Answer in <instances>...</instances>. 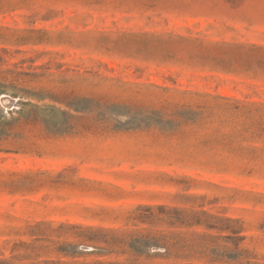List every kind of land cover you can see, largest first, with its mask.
Returning a JSON list of instances; mask_svg holds the SVG:
<instances>
[{
	"label": "rangeland",
	"instance_id": "374dc122",
	"mask_svg": "<svg viewBox=\"0 0 264 264\" xmlns=\"http://www.w3.org/2000/svg\"><path fill=\"white\" fill-rule=\"evenodd\" d=\"M252 102L264 0H0V264H264Z\"/></svg>",
	"mask_w": 264,
	"mask_h": 264
},
{
	"label": "trees",
	"instance_id": "16d2710c",
	"mask_svg": "<svg viewBox=\"0 0 264 264\" xmlns=\"http://www.w3.org/2000/svg\"><path fill=\"white\" fill-rule=\"evenodd\" d=\"M232 1H236V0H232ZM255 45V44H254ZM252 106L255 107H250V109H248V106H243V107H237V109L241 110V113L245 116H247V118L252 119L253 121L251 122L250 126L245 130L248 131L251 128H254L255 130L254 132V136H263L264 135V123H262L261 120L262 117L264 116V102H252L251 103ZM50 110H57V108L55 106H48L47 107ZM58 111L62 112V110ZM163 113H161L160 115H162ZM188 114H183L182 112L178 114L179 117H181L180 122H185V123H191V124H197L200 122H203V112L202 111H196L192 116H187ZM258 117V118H256ZM192 178V177H189ZM193 179V178H192ZM180 221V220H178ZM186 220H182L181 223H185ZM190 224H204V222H201V220H193V222H191ZM208 227L212 228V227H216L214 225H210L207 224ZM234 233H237L239 231H233Z\"/></svg>",
	"mask_w": 264,
	"mask_h": 264
}]
</instances>
